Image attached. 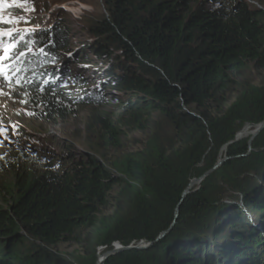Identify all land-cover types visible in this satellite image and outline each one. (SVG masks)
<instances>
[{
	"label": "trees",
	"instance_id": "16d2710c",
	"mask_svg": "<svg viewBox=\"0 0 264 264\" xmlns=\"http://www.w3.org/2000/svg\"><path fill=\"white\" fill-rule=\"evenodd\" d=\"M105 5L111 18L99 24L97 35L109 37L124 60L113 64L106 44L98 43L90 53L83 42L71 45L75 31L65 21L57 28L40 24L0 35V56L5 46L16 45L0 61V80L27 93L39 115L49 119L67 115L71 99L97 104L102 95H115L131 128L144 135L141 147L123 155L113 171L102 151L120 148L121 138L113 120L97 114L90 122L98 128L88 132L95 141L68 139L97 157L86 156L81 166L53 143L40 152L31 145L29 158L35 159L26 167L13 160L15 146L26 140L13 125L0 126L8 132L0 134L5 143L0 148V264H96L99 248L140 241L149 245L111 253L102 264H264V128L250 149L249 130L237 136L264 121V78L252 83L240 75L247 64L264 71V5L194 0L180 20L169 13L168 0H107ZM0 29L10 28L0 22ZM65 50L64 64L73 73L54 62ZM139 55L159 58L170 80L138 75L137 64L146 67ZM77 67L81 72L74 71ZM78 91L88 93L70 94ZM150 107L158 111L155 118L144 116ZM223 148L227 159L182 199L190 180L209 171ZM60 155L74 173L72 184L65 180L66 164L60 173ZM114 185L120 192L110 200ZM74 190L76 198L69 196ZM68 239L79 245L75 253L55 247Z\"/></svg>",
	"mask_w": 264,
	"mask_h": 264
},
{
	"label": "rangeland",
	"instance_id": "374dc122",
	"mask_svg": "<svg viewBox=\"0 0 264 264\" xmlns=\"http://www.w3.org/2000/svg\"><path fill=\"white\" fill-rule=\"evenodd\" d=\"M64 1L65 0H26V3L22 4L19 2V0H4V4H9L11 7L0 6V17H2L3 20L11 19L12 23H4L3 20H0V22L8 26L10 30H18L21 33H24L30 31L29 28H32L33 26H35V28H39L40 24L48 28H57L59 25H62V21H65L67 25L73 31H75L73 36L74 40L72 39L70 42L71 45L75 44L76 41H78L79 44L83 42L87 48L86 52L90 53V50H92L91 52L95 51L98 43L104 45L106 44L107 46H110L111 50L113 51L110 53L109 57V60H112L113 64H117L119 61L124 60V54H121L122 50L120 49L118 52H116V47L111 45L112 43L109 42V37L105 36L101 38L99 35H97L99 24L104 22L106 19L111 18V12L106 7L105 0H81L79 3L73 4L71 7H69L68 11L62 10V7H56L58 4H63ZM250 1L255 5H264V0ZM177 2H179V4L172 5V0H168L169 13L171 15H175L176 18L180 20L183 11L185 9H190L193 6L194 0H178ZM99 14L103 15L99 17ZM3 32L5 31L0 29V33ZM67 50H70L69 53L74 54L72 51L73 47L70 46ZM62 54H67V51H61L60 55L56 56L54 62L58 64L57 66H59V68H68L67 70L72 72L73 69L71 70L68 65L64 64L65 58H63L64 56ZM147 58L154 60L155 64L165 67L159 58H154L152 56H148ZM98 61L95 62L98 64ZM132 65L133 63H131V66ZM138 66L140 67V69H138L140 74L138 75H141L143 78H149L150 80L158 81L159 77L148 73V66L141 67V65L137 64V67ZM74 71L81 72L78 70V67L75 68ZM240 72H242L240 74L242 79L246 78L252 83H260L264 78V71H254L250 64H247L243 69L240 70ZM83 79H85L86 83L90 81L87 74H84ZM64 87L67 89L70 88V83H64ZM85 93L88 92L78 91V94H70L81 96ZM26 95L27 93H25L23 90H13L11 85L3 80H0V124L4 123V125L0 126H6L5 123L13 125L14 128H11L18 131V136H20L23 140H26L25 143L20 142V146L22 147L15 146L16 156L13 158V160L19 161L26 167L31 166L29 161L35 159L29 158V155H33L31 145H35L37 148H39L40 152L43 147L47 145V143H53L55 144L56 149L59 147L66 149V155L69 154L70 158L76 162L80 161L81 163L79 164L81 166L82 164H86V156L90 155L97 157L98 153L92 152L84 145H75L73 142L70 143L68 140L71 137L72 139L77 138L81 141H85V137L91 142L95 141V138L88 134V132L94 128H98L95 125L93 126L94 120H91L90 122L91 116L97 114L109 117L110 120H113L112 122L116 127V131L119 133L121 138L120 148L102 151V153L106 155L105 157L102 156L105 163L113 171H116V163H118L123 155L131 151H137L141 147L140 142L144 139V135L141 132L135 131L131 128V125L128 121L129 116L125 113V110L119 101L120 98H115V95H102L100 101L97 104H94L93 100L84 102L71 99V102L68 104L70 109L69 113L64 117H58L55 119H49L45 118L43 115H39V110L36 108L37 105L35 106L33 103L29 102V100L26 99ZM139 100L144 101V99ZM144 105L146 106L147 104ZM143 111L145 117L149 115L147 118H155V116L158 115V111H156L154 107L144 109ZM256 127L257 126H254L253 128L251 126H246L245 128L249 130L247 134L254 132ZM6 131V128L3 129V131L0 130V134L5 137L8 134ZM238 134V137L247 135L241 133ZM94 137L97 136L94 135ZM0 139H2L1 136ZM3 144L5 143L0 140V148H2ZM66 144L70 146L66 147ZM61 156L62 155L59 156L58 161L59 169H61L60 173L62 175V173L65 171L63 170L64 164H66L67 169L70 168V166L68 161H61ZM225 156L226 155L223 148L219 151L216 161L218 159H224ZM49 165L51 168H54L55 163L51 162ZM66 173L67 177L69 178H65V180L72 184L74 181L71 178L74 177V173H70L69 169L66 171ZM1 177L2 171L0 169V178ZM62 178L64 177L62 176ZM200 183L201 181L195 183L191 188L197 189ZM119 192V186H112L109 191L110 200H113L115 197H117ZM69 196L76 198L77 190L69 193ZM110 213L111 212L109 211L107 212L108 215ZM55 247L63 253L72 254L75 253V251L79 248V245L73 239H68L65 241L60 240L55 244ZM102 253L103 252L99 253L100 257Z\"/></svg>",
	"mask_w": 264,
	"mask_h": 264
},
{
	"label": "water",
	"instance_id": "95a60500",
	"mask_svg": "<svg viewBox=\"0 0 264 264\" xmlns=\"http://www.w3.org/2000/svg\"><path fill=\"white\" fill-rule=\"evenodd\" d=\"M264 128V121L260 124L257 125L256 129L254 132L251 133V136L248 140V144H249V149H250V145H251V142L253 140V138L258 134V132L260 130H262ZM76 143V141H74ZM227 159V157H225L224 159H218L215 164L213 165V167L207 171L206 173H204L201 177L199 178H194V179H191L188 186L183 190L182 194H181V198L183 199L188 193H189V190L191 189V187L195 184V183H198L200 181H202L206 175H208L210 172H212L213 170H215L217 167H219L225 160ZM61 171V169H60ZM222 202L223 203H227L228 200L227 199H222ZM179 205L176 207L175 209V212H174V221L175 219L177 218V216L179 215V209H178ZM173 221V222H174ZM167 233V231H164L162 232L157 239H160L162 238L165 234ZM147 245H149L148 242H145V241H140L139 243H137L136 245H128V246H113L112 249L110 250H105L103 247L102 248H99L98 249V252H97V261H96V264H102L105 260V258L110 255L111 253H115V252H118L120 250H123V249H128V248H132V247H135V248H144L146 247ZM104 249V250H103ZM102 250L103 253L100 257L99 255V251Z\"/></svg>",
	"mask_w": 264,
	"mask_h": 264
},
{
	"label": "snow or ice",
	"instance_id": "6c2138e0",
	"mask_svg": "<svg viewBox=\"0 0 264 264\" xmlns=\"http://www.w3.org/2000/svg\"><path fill=\"white\" fill-rule=\"evenodd\" d=\"M0 6L11 7V5H9V4H4V0H0ZM0 20H3V18L0 17ZM3 22L4 23H12V20L11 19L3 20ZM12 31H14V30H9V31L0 33V35H4V36H9L10 37L12 35ZM15 47H16L15 44L5 46L3 48L4 55L3 56H0V61H3L6 58H8V56H9V49L10 48H15ZM20 55H24V53H21ZM3 73H4V68L3 67H0V74H3ZM5 78L7 79V77H5Z\"/></svg>",
	"mask_w": 264,
	"mask_h": 264
},
{
	"label": "bare ground",
	"instance_id": "6f19581e",
	"mask_svg": "<svg viewBox=\"0 0 264 264\" xmlns=\"http://www.w3.org/2000/svg\"><path fill=\"white\" fill-rule=\"evenodd\" d=\"M107 2V0L105 1V3ZM72 5H65L64 7L65 8H63L62 10H67L68 11V8L69 7H71ZM61 8V7H60ZM67 8V9H66ZM139 57H140V61H141V63L143 64L144 63V61H146V60H148V58H145V57H142L141 55H139ZM141 58H144V60H141ZM145 66V65H144ZM153 69H154V67H153ZM248 131V129L247 128H244L241 132H239V133H241V134H246V132ZM239 135V134H238Z\"/></svg>",
	"mask_w": 264,
	"mask_h": 264
},
{
	"label": "built area",
	"instance_id": "2783aa9c",
	"mask_svg": "<svg viewBox=\"0 0 264 264\" xmlns=\"http://www.w3.org/2000/svg\"><path fill=\"white\" fill-rule=\"evenodd\" d=\"M132 245V244H130ZM114 246H122L121 244H119L118 242L114 243Z\"/></svg>",
	"mask_w": 264,
	"mask_h": 264
},
{
	"label": "clouds",
	"instance_id": "9594fccd",
	"mask_svg": "<svg viewBox=\"0 0 264 264\" xmlns=\"http://www.w3.org/2000/svg\"><path fill=\"white\" fill-rule=\"evenodd\" d=\"M154 72H155V71H154ZM155 73H156V72H155ZM157 75H158V74H157ZM157 77H161V76L158 75Z\"/></svg>",
	"mask_w": 264,
	"mask_h": 264
}]
</instances>
